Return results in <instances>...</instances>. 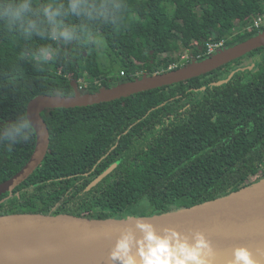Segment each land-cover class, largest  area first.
I'll return each mask as SVG.
<instances>
[{
	"label": "trees",
	"instance_id": "1",
	"mask_svg": "<svg viewBox=\"0 0 264 264\" xmlns=\"http://www.w3.org/2000/svg\"><path fill=\"white\" fill-rule=\"evenodd\" d=\"M128 3L122 26L99 29L107 63L94 48L76 53L70 45V61L58 60L44 71L23 63L17 67L23 42L0 35V127L27 113L38 95L74 93L71 82L77 79L80 87L82 75L83 91L94 92L179 68L177 53L204 59L209 44L223 41L231 47L264 30V24L253 25L264 15V0ZM260 53L264 46L194 79L117 100L46 109L47 156L13 193L0 196V214L123 218L140 209L152 216L199 206L264 179V55L253 70L239 68ZM116 64L125 76H112ZM93 79L102 85L88 84ZM36 142L34 132L28 142L0 144V183L23 168ZM114 163V170L90 187ZM144 196L149 206L138 207Z\"/></svg>",
	"mask_w": 264,
	"mask_h": 264
},
{
	"label": "water",
	"instance_id": "2",
	"mask_svg": "<svg viewBox=\"0 0 264 264\" xmlns=\"http://www.w3.org/2000/svg\"><path fill=\"white\" fill-rule=\"evenodd\" d=\"M263 46L264 30L204 59L199 60L192 56V62L183 67L154 74L147 73L141 78L115 86H102L94 92H84L79 88L77 79H73L71 85L74 95L36 96L27 107V114L35 124V149L21 170L0 183V196L13 193L39 168L47 156L50 134L48 124L42 116L46 109L94 105L194 79ZM227 79L218 81L217 84H222ZM116 166L117 163L112 164L97 176L90 187L100 182ZM147 217L157 232L165 228H173L189 236L196 231L203 232L214 248L215 257L221 256L213 264H228L233 250L237 247H246L257 260V264H264V179L199 206ZM124 218H94L41 211L1 213L0 237L20 242L18 250L4 264H71L83 260L97 261L96 264H112L109 254L120 232L126 227L135 230V221L126 222ZM135 231L139 236V230Z\"/></svg>",
	"mask_w": 264,
	"mask_h": 264
},
{
	"label": "clouds",
	"instance_id": "3",
	"mask_svg": "<svg viewBox=\"0 0 264 264\" xmlns=\"http://www.w3.org/2000/svg\"><path fill=\"white\" fill-rule=\"evenodd\" d=\"M128 0H0V35L16 36L22 42L17 67L28 64L36 71L61 59L70 61L73 51L104 48L99 29L122 26L128 18ZM15 76L9 84H15ZM160 129L158 128L157 131ZM35 124L27 113L0 127V144L28 142ZM144 196L138 207L149 206ZM135 230L126 227L117 237L109 259L112 264H213L214 248L205 234L184 235L173 228L157 232L150 218L138 212L126 216ZM228 264H257L246 247L233 250Z\"/></svg>",
	"mask_w": 264,
	"mask_h": 264
},
{
	"label": "rangeland",
	"instance_id": "4",
	"mask_svg": "<svg viewBox=\"0 0 264 264\" xmlns=\"http://www.w3.org/2000/svg\"><path fill=\"white\" fill-rule=\"evenodd\" d=\"M255 21V20H254ZM254 23V22H253ZM252 25V24H251ZM103 43V42H102ZM227 48V46L226 45H220L219 47H217L216 49L214 48V50H215V53H216V51H217V53L219 52V51H222V50H224V49H226ZM97 52L100 54V58L104 61V62H109V59H108V57H107V52H106V48H105V46H104V48L102 49V50H100V51H98L97 50ZM177 55V57L179 58V61H178V65L180 64L181 65V67H183V66H186V65H188V64H190L191 62H192V54H190L189 52H184V53H182L181 55H180V53H177L176 54ZM214 55V54H213ZM264 55V53H260V54H256L255 56H252V57H250V58H245V60L242 62V64H241V68H245V69H247L248 67H251V65H253V68L255 67V65H256V63L258 62V61H260V59H261V57ZM197 59H199V58H197ZM200 60V59H199ZM173 67V66H172ZM171 67V68H172ZM253 68H252V70H253ZM173 69V68H172ZM161 72H163V71H161ZM121 75V77L122 76H125V74H123V73H120V65H118V64H116V65H114V67L112 68V76L115 78V77H119ZM144 75V74H143ZM90 83H88V84H90L91 86H94V85H102L101 84V82L99 81V80H95V79H93V80H91V81H89ZM87 83V80H86V78H85V75H82V77L80 78V81H79V84L81 85V84H86ZM119 83H122V82H119ZM119 83H117V84H119ZM116 84V85H117ZM113 86H115V85H113ZM83 90V89H82ZM69 95H74V93H72V94H69ZM135 212H138V213H140V209H136V211ZM219 257H221V256H217V257H215L214 258V261L213 262H215Z\"/></svg>",
	"mask_w": 264,
	"mask_h": 264
},
{
	"label": "bare ground",
	"instance_id": "5",
	"mask_svg": "<svg viewBox=\"0 0 264 264\" xmlns=\"http://www.w3.org/2000/svg\"><path fill=\"white\" fill-rule=\"evenodd\" d=\"M18 240L0 237V264H4L18 250ZM97 261H77L71 264H96ZM70 264V263H68Z\"/></svg>",
	"mask_w": 264,
	"mask_h": 264
},
{
	"label": "built area",
	"instance_id": "6",
	"mask_svg": "<svg viewBox=\"0 0 264 264\" xmlns=\"http://www.w3.org/2000/svg\"><path fill=\"white\" fill-rule=\"evenodd\" d=\"M263 24H264V15L257 17L253 23L254 27H256V28H260ZM223 44H224L223 41L220 43H217V44H209V49L207 52L208 55H212L213 53H215L214 48L216 49L217 47H219L220 45H223ZM81 85L79 88L84 89Z\"/></svg>",
	"mask_w": 264,
	"mask_h": 264
},
{
	"label": "flooded vegetation",
	"instance_id": "7",
	"mask_svg": "<svg viewBox=\"0 0 264 264\" xmlns=\"http://www.w3.org/2000/svg\"><path fill=\"white\" fill-rule=\"evenodd\" d=\"M251 66H252V67H248V68L252 69V68H253V65H251ZM241 67H242V66H240L239 68H241ZM239 68H238V69H239ZM235 70H236V69H235ZM244 70H245V69H244ZM233 72H234V70H232V72L228 74V77H229L230 74H232ZM228 77H227V78H228ZM227 78H226V79H227ZM223 80H225V79H223Z\"/></svg>",
	"mask_w": 264,
	"mask_h": 264
}]
</instances>
